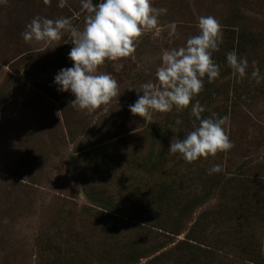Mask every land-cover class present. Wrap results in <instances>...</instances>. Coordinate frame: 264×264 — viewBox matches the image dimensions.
I'll use <instances>...</instances> for the list:
<instances>
[{"label":"rangeland","instance_id":"374dc122","mask_svg":"<svg viewBox=\"0 0 264 264\" xmlns=\"http://www.w3.org/2000/svg\"><path fill=\"white\" fill-rule=\"evenodd\" d=\"M58 4L0 3V264H264V80L251 78L253 61L264 76V0H153L166 10L159 29L100 67L120 96L92 114L54 83L73 66L70 35L59 45L21 36L37 15L83 29L80 0ZM206 15L222 25L219 78L205 76L183 111L134 116L129 105L155 82L163 50L199 34ZM233 50L249 63L242 80L227 64ZM197 101L202 117L228 118L235 147L187 163L168 150L199 124Z\"/></svg>","mask_w":264,"mask_h":264},{"label":"clouds","instance_id":"9594fccd","mask_svg":"<svg viewBox=\"0 0 264 264\" xmlns=\"http://www.w3.org/2000/svg\"><path fill=\"white\" fill-rule=\"evenodd\" d=\"M43 2L51 4V0ZM0 3L7 5L8 0ZM80 3L86 13L83 29L74 26L69 18L49 19L37 15L25 26L21 36L25 43L59 45L65 33L70 35L74 46L68 58L73 66L61 69L54 83L59 91H70L75 96L70 102L73 108L92 114L120 96L118 81L110 73L100 72V67L108 61L132 56L140 38L159 29V16L166 10L154 7L153 0H101L97 4L93 0H80ZM66 4L67 0H59L58 7L64 8ZM168 29L169 36L178 35L175 23L168 25ZM198 29L199 34L189 37L184 46L163 50L155 82L142 84L136 90L138 99L129 105L134 116L151 123L154 113L171 112L173 108L183 111L203 91L205 76L208 83L219 78L220 65L213 59V53L220 50L223 42L222 25L214 16L206 15L199 17ZM226 60L238 79L246 77L249 67L246 57L233 50L227 53ZM252 65L251 78L259 84L264 76L260 75L255 61ZM204 111L198 101L192 106V115L199 124L194 123L193 130L183 139H172L168 150L179 154L187 163L215 157L235 147L225 129L228 118L215 113L204 118L201 116ZM220 171L222 166L217 164L209 174Z\"/></svg>","mask_w":264,"mask_h":264},{"label":"trees","instance_id":"16d2710c","mask_svg":"<svg viewBox=\"0 0 264 264\" xmlns=\"http://www.w3.org/2000/svg\"><path fill=\"white\" fill-rule=\"evenodd\" d=\"M99 2H101V0H93V3H94V4H97V3H99Z\"/></svg>","mask_w":264,"mask_h":264}]
</instances>
